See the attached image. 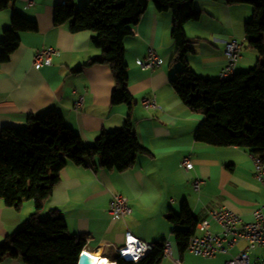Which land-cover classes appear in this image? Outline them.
Here are the masks:
<instances>
[{"label":"crops","instance_id":"obj_1","mask_svg":"<svg viewBox=\"0 0 264 264\" xmlns=\"http://www.w3.org/2000/svg\"><path fill=\"white\" fill-rule=\"evenodd\" d=\"M72 2L76 11L88 0H17L0 10V52L4 32L12 28L15 14L37 23V32L20 35V44L9 61L0 64V134L4 128H25L40 115L55 111L68 127L75 130L87 146H92L105 132L123 130L130 116L147 154L135 157L133 167L124 173L100 167L101 158L87 159L76 165L63 159L61 181L47 202L41 218L50 217L52 210L65 219L67 235L83 236V251L99 254L110 263L112 251L124 245L127 232L152 244L172 243L173 258L181 264L190 262L188 251L180 252L175 232L185 230L168 221L171 214H180L186 203L193 216L202 220L211 208L227 207L245 222L254 221V211L264 203V188L254 175V166L247 150L220 148L199 144L195 135L205 119L203 111H191L171 87V80L183 70L173 61L176 43L172 37L173 13H160L151 3L137 26L124 41L129 66V92L136 103L112 104L114 77L109 66L85 67L100 55L91 43L92 34H73L68 25H55V10ZM194 8L202 12L198 22L187 23L186 34L194 42L187 55L190 68L200 77L218 80L227 63L226 43L232 39L245 42V25L253 16L250 5H231L229 0H194ZM153 47L163 60L161 67L143 72L137 65ZM56 48L61 56L51 67L33 68L38 50ZM258 51L245 47L236 74L245 73L260 61ZM83 95L84 105L76 109L77 96ZM156 95L162 111H147L142 98ZM191 157L194 169L181 167ZM201 179V191L193 182ZM114 194L129 199L132 215L111 219L108 215ZM35 212L32 201L20 211L0 203V243L17 232ZM213 230L219 228L213 225ZM198 231L196 230V235ZM241 242L229 255H217L216 264H224L246 247ZM252 258L264 259V250L252 251ZM0 264H25L21 259L6 257ZM160 264H175L163 258Z\"/></svg>","mask_w":264,"mask_h":264},{"label":"trees","instance_id":"obj_2","mask_svg":"<svg viewBox=\"0 0 264 264\" xmlns=\"http://www.w3.org/2000/svg\"><path fill=\"white\" fill-rule=\"evenodd\" d=\"M16 1L0 0V10ZM151 3L160 13H173V61L182 63L183 70L171 80V87L191 111L205 113L195 141L212 147L241 148L264 162V0H229L231 5L253 7V16L245 25V42L248 48L258 51L261 59L248 72L225 80L202 78L187 61L194 42L187 36L185 26L202 17V12L194 8V0H88L80 11L68 1L56 8L55 25H68L73 34L91 32V43L101 52L77 71L95 65L109 66L115 82L112 104H126L132 109L136 100L128 89L124 41ZM37 30L36 22L15 14L12 28L4 32L0 64L9 61L20 44L21 34ZM147 153L131 127L130 116L125 129L103 133L92 146H87L55 111L31 119L25 128H4L0 134V203L20 211L25 202L32 201L35 212L0 243V262L12 257L25 264H78L85 238L67 235V223L56 210L50 212L47 220L41 218L61 181L63 159L80 166L99 156L101 168L124 173L133 167L137 155ZM168 221L185 228L175 232L176 244L180 252H185L196 235L199 220L185 203L181 213L171 214ZM162 246L156 244L138 263L121 260L114 251L110 259L119 264H160L164 258Z\"/></svg>","mask_w":264,"mask_h":264},{"label":"built area","instance_id":"obj_3","mask_svg":"<svg viewBox=\"0 0 264 264\" xmlns=\"http://www.w3.org/2000/svg\"><path fill=\"white\" fill-rule=\"evenodd\" d=\"M245 47L244 41L232 39L226 43L225 54L227 63L219 74L220 80L232 78L236 74V67L241 60ZM61 56V51L56 48H46L38 50L33 59V68L40 70L51 67L54 59ZM163 60L157 51L150 47L145 59L138 60L137 65L143 72L154 71L161 67ZM77 96L76 109L82 108L85 102L83 95L73 92ZM141 105L147 111H162V106L157 102L156 95H151L140 100ZM254 166V175L259 184L264 188V162L261 157L250 154ZM181 167L187 171L194 169L191 157H186L181 163ZM204 182L195 179L193 187L200 192ZM133 209L129 199L122 194H114L108 208V215L111 219L126 218L132 215ZM254 221L245 222L239 214L233 210L222 208H211L206 212L205 217L199 220L196 230L198 234L193 236L188 245L187 251L195 257L213 259L217 255H229L230 252L239 247L241 242H246V247L238 254L232 256L224 264H264V259L252 258L254 250H264V203L254 211ZM213 225L219 228L216 232ZM162 254L164 258L172 260L175 264H181L173 258L172 243L165 241L162 244ZM155 244L145 242L137 238L130 232L125 235L124 245L115 248L118 257L129 263H138L144 260L154 249ZM85 252V251H82ZM108 262L107 260H105ZM108 264H119L118 262Z\"/></svg>","mask_w":264,"mask_h":264},{"label":"rangeland","instance_id":"obj_4","mask_svg":"<svg viewBox=\"0 0 264 264\" xmlns=\"http://www.w3.org/2000/svg\"><path fill=\"white\" fill-rule=\"evenodd\" d=\"M220 108V106H218ZM48 219V218H47ZM45 219V220H47ZM188 258L190 259V262H187V264H216L215 260H206L204 258L195 257L192 254L188 253Z\"/></svg>","mask_w":264,"mask_h":264},{"label":"bare ground","instance_id":"obj_5","mask_svg":"<svg viewBox=\"0 0 264 264\" xmlns=\"http://www.w3.org/2000/svg\"><path fill=\"white\" fill-rule=\"evenodd\" d=\"M90 258V264H108L104 259H101L99 254H88Z\"/></svg>","mask_w":264,"mask_h":264},{"label":"water","instance_id":"obj_6","mask_svg":"<svg viewBox=\"0 0 264 264\" xmlns=\"http://www.w3.org/2000/svg\"><path fill=\"white\" fill-rule=\"evenodd\" d=\"M90 258L87 252H82L78 258V264H90Z\"/></svg>","mask_w":264,"mask_h":264}]
</instances>
